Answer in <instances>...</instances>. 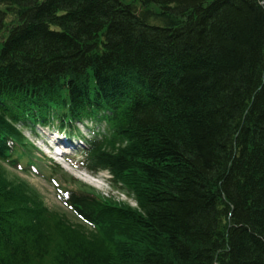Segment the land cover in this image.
Instances as JSON below:
<instances>
[{"label": "trees", "instance_id": "16d2710c", "mask_svg": "<svg viewBox=\"0 0 264 264\" xmlns=\"http://www.w3.org/2000/svg\"><path fill=\"white\" fill-rule=\"evenodd\" d=\"M87 122L135 207L38 170ZM0 264H264V0H0Z\"/></svg>", "mask_w": 264, "mask_h": 264}, {"label": "rangeland", "instance_id": "374dc122", "mask_svg": "<svg viewBox=\"0 0 264 264\" xmlns=\"http://www.w3.org/2000/svg\"><path fill=\"white\" fill-rule=\"evenodd\" d=\"M91 126H93L91 123H87L84 126H78L77 129L80 131L82 137H90L91 135L88 132V129ZM23 132L25 137L34 146V155H36L38 157V161H40L38 163L40 167L38 170H41L42 175H44L45 178L50 177L52 173L51 172L52 170L50 169L51 167H55L56 165H59L63 173L66 174L67 176L73 177L77 181L92 187L93 189H95L97 192L101 193L105 197H112L117 202L126 203L131 207H135L134 202L126 195L125 192H122L107 184L101 183L98 177H96L95 179H91L87 175H85V173L79 172L78 170H80V168H77L76 165V163L80 160L78 154L70 155L71 157H69L68 159L65 158L62 159L63 157H61V155L59 156L58 154H56V152L49 150V148L45 145L43 141H40V139L35 138V136L31 133L30 129H24ZM43 132H45V130H43ZM38 133L42 134L41 131H38ZM67 133L68 131L65 132L66 135ZM64 137L62 139L68 141L67 137L65 138ZM49 143L51 144V141H49ZM66 149L71 150L72 148L70 147ZM61 159L62 161H60ZM55 160L56 162H54ZM8 171L12 175H16L19 178L25 180L32 188L38 191V193L43 197L44 202L49 209L63 212L70 219H72V217L70 216V212L65 207H63L60 204V202L57 200L55 196L56 194L55 186L53 184H50L48 180H46L42 176H36L32 172L29 174H24L22 172H16L12 170H8ZM53 179L55 182H57V184H59V186L62 189L75 188L74 186L65 183L59 175H53Z\"/></svg>", "mask_w": 264, "mask_h": 264}, {"label": "bare ground", "instance_id": "6f19581e", "mask_svg": "<svg viewBox=\"0 0 264 264\" xmlns=\"http://www.w3.org/2000/svg\"><path fill=\"white\" fill-rule=\"evenodd\" d=\"M54 141V140H53Z\"/></svg>", "mask_w": 264, "mask_h": 264}]
</instances>
